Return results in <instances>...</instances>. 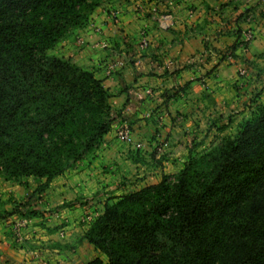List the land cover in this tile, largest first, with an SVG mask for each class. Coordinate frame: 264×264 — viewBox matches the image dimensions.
<instances>
[{
	"label": "trees",
	"instance_id": "obj_1",
	"mask_svg": "<svg viewBox=\"0 0 264 264\" xmlns=\"http://www.w3.org/2000/svg\"><path fill=\"white\" fill-rule=\"evenodd\" d=\"M100 1L0 0L3 180L46 190L122 120L93 73L49 54ZM125 93V106L140 103ZM83 239L107 259L87 264H264V105L173 179L106 202Z\"/></svg>",
	"mask_w": 264,
	"mask_h": 264
},
{
	"label": "crops",
	"instance_id": "obj_2",
	"mask_svg": "<svg viewBox=\"0 0 264 264\" xmlns=\"http://www.w3.org/2000/svg\"><path fill=\"white\" fill-rule=\"evenodd\" d=\"M112 11L117 21H112ZM248 30L253 40L242 47ZM77 33L85 45L80 48L70 39L72 63L101 81L112 105H126L125 90L140 101L125 106L123 116L167 110L170 120H164L163 134L173 142L181 131L182 136L195 133L204 119L214 117L219 104L222 111L229 103L236 106L239 99L229 89L234 82L264 74V0H101ZM226 48L231 52L225 54ZM116 57L125 59V65L109 73ZM242 70L247 75L239 79ZM177 114L182 122L174 124L171 117ZM33 191L32 183L0 177V264H87L97 258L84 239L70 242L67 209L28 216L22 243L15 241L11 224L25 219L17 211ZM43 195L48 205L40 211L62 205L69 198L70 182L53 180ZM61 221L67 226L57 233Z\"/></svg>",
	"mask_w": 264,
	"mask_h": 264
},
{
	"label": "rangeland",
	"instance_id": "obj_3",
	"mask_svg": "<svg viewBox=\"0 0 264 264\" xmlns=\"http://www.w3.org/2000/svg\"><path fill=\"white\" fill-rule=\"evenodd\" d=\"M109 14L113 22L117 21L116 11L109 12ZM92 28L94 27L92 26ZM94 30L98 31L95 28ZM77 31H72L49 54L70 60V39L76 40V45L80 48L85 45L83 37L79 36ZM71 34L73 36L70 38ZM78 39L81 41L80 44L77 43ZM247 44L248 42L243 41L241 46ZM223 52L230 53L231 48H226ZM116 59L117 57L114 61ZM246 75L247 73L244 76L240 74L238 78L241 79ZM257 76L256 79L253 74H250L245 77L242 84L234 82L229 88L239 99L236 106L230 108L231 104L229 103L225 105L226 110L222 111L221 104H219V110L214 114V117L204 119L203 126H197V131L189 133L190 136L187 133L182 136L181 131L177 141L174 142L169 139V136L163 134V130L166 128L163 125L164 120H170L167 110L164 113L156 112L158 109L154 111L149 109L144 111L139 118L136 114L134 117L123 116L122 120L112 124L109 133L94 153L85 157L73 170L54 179L57 182H70L69 198L65 199L62 205H55L48 211L43 209L40 211L39 208L45 204L48 205L44 201V195L40 197L45 190L39 191L38 189L43 183L42 180L21 179V184L32 183L34 191L26 197V200L20 201L24 211L18 210V216L27 219L31 215L44 216V214H51L52 211L67 209L70 213V242L72 244L82 243V235L89 224L101 215L106 202H112L123 195L156 185L163 176L173 179L190 157L201 155L209 148L221 144L229 138L234 139L244 123L251 118L254 110L264 105V74L258 73ZM229 100L230 97H228ZM110 101L109 112L111 114H126L125 105L117 107ZM171 119L174 120V124L182 122L179 114ZM123 123H127L132 130L133 140L129 145L122 144L115 138L117 127ZM182 137H184L183 141ZM162 143H166L167 147L158 153L156 149ZM54 197L57 199L58 194L55 193ZM65 222L56 227L57 233L66 228L67 223ZM79 247H82V244H79ZM96 252L98 255L95 259L105 263L106 257L100 252Z\"/></svg>",
	"mask_w": 264,
	"mask_h": 264
},
{
	"label": "built area",
	"instance_id": "obj_4",
	"mask_svg": "<svg viewBox=\"0 0 264 264\" xmlns=\"http://www.w3.org/2000/svg\"><path fill=\"white\" fill-rule=\"evenodd\" d=\"M252 39H253V33L252 31L248 30L244 34V41L251 42ZM77 43L80 44L81 41L78 39ZM146 44H147L146 42H142L143 48L147 46ZM125 62H126L125 59L117 58L113 63L110 64L108 72L113 73L123 68V66L125 65ZM240 74L245 75V71L242 70ZM115 138L118 142L122 144H126V145L131 144L133 140L131 127L127 123L120 124L116 129ZM166 147H167V144L162 143L156 150L158 153H161ZM27 223L28 221L26 219H15L13 223L11 224V230L14 235L15 241L17 243H22L23 229L26 227Z\"/></svg>",
	"mask_w": 264,
	"mask_h": 264
}]
</instances>
